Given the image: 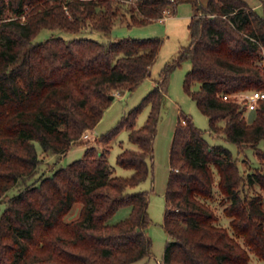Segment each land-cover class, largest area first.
<instances>
[{"label":"trees","instance_id":"1","mask_svg":"<svg viewBox=\"0 0 264 264\" xmlns=\"http://www.w3.org/2000/svg\"><path fill=\"white\" fill-rule=\"evenodd\" d=\"M183 1L194 7L190 42L166 63L142 100L99 137L105 147L81 139L98 124L116 90H134L151 74L162 38L34 41L35 36L45 27L110 32L118 18L129 26L146 24L174 14ZM263 48L264 14L247 0H0V200L6 202L0 264H128L150 254V192L135 187L152 171L170 75L184 60L191 61L184 89L209 117V129L224 133L240 150L254 147L262 165L244 176L232 150L210 143L181 111L165 193L169 239L160 264H256L250 252L264 260L263 196L242 188L245 178L264 190V150L258 148L264 141V99L249 123L245 103L232 96L264 88ZM122 129L136 144L117 155V164L132 170L129 175L116 174L108 159L109 143ZM36 142L57 156L78 142L87 147L82 157L29 183L42 162ZM21 184L23 189L7 194ZM216 191L230 229L205 201ZM78 202L77 216L65 220ZM126 206L129 214L111 221Z\"/></svg>","mask_w":264,"mask_h":264},{"label":"rangeland","instance_id":"2","mask_svg":"<svg viewBox=\"0 0 264 264\" xmlns=\"http://www.w3.org/2000/svg\"><path fill=\"white\" fill-rule=\"evenodd\" d=\"M204 2L206 0H203ZM249 4L255 7L260 13L264 14V0H247ZM194 14V7L191 2H180L177 11L174 14L166 15L165 19H156L146 24L129 26L125 21H121L120 18L116 19L110 32H103L91 27L82 29L79 32L66 31L60 28H43L34 38V41H42L51 36H62L64 38H74L79 36L90 37L101 41H109L122 37H152L158 36L162 38V45L156 57V60L151 66V74L146 77L142 82L131 91L121 92L115 91V98L110 106L105 110L102 118L91 131L86 130L89 136L86 138L85 133L81 139L89 141L90 144L103 148L106 144H103L100 140V136L111 129L121 117L127 113L131 108L137 105L145 94L153 87L155 79L159 78L163 67L171 61L178 54L180 48L183 45H187L190 40L189 22ZM18 17L17 15H10L7 18ZM25 17V14L23 15ZM264 52V48H263ZM191 68V61L184 60L180 66L175 68L170 75L168 96L164 106L161 109L160 120L158 123L157 133L154 140V158L152 161V171L150 175L143 180L135 189H145L150 192V201L148 211L151 217V223L148 226V233L152 237V249L148 256L141 258L140 260L128 263V264H160L163 260L165 251V245L169 239L165 227L163 225L164 213L166 207L165 193L167 190L168 178L171 169L170 152L171 144L178 121V116L181 111L192 116L195 124L204 131V136L212 144H222L230 148L237 157L239 165L242 169L243 175L246 176L247 172L255 171L257 167H261L262 161L256 154V149L252 146H246L240 150L239 146L225 137L224 133H216L209 129V117L201 111L196 101L185 91L184 78L186 72ZM198 88V84L194 86ZM264 89V88H259ZM250 90L238 92L233 94V97L243 101L245 103V95ZM150 111V107H145L137 117V125H142ZM246 119L249 123L255 121V111L246 109ZM136 144L129 140L128 130L122 129L109 143L110 153L108 155L109 162L115 167L116 174L129 175L132 170L122 167L117 164V155L123 149L127 147H135ZM86 143H75L65 154L57 156L55 154H49L43 151L42 145L36 142L37 151L42 158V162L39 165L36 173L27 180L32 183L37 181L44 175L50 174L58 167L66 166L73 160L83 156ZM258 148L264 150V141H262ZM216 180L218 175L216 174ZM217 183V181H216ZM25 187L24 184L11 188L7 194L12 196L19 190ZM217 190V187H215ZM243 190L248 195L261 194L263 196L264 203V190L255 183L250 185L244 178L242 184ZM223 197L218 191L214 199H205V201L215 210L219 215V224L229 227V218L224 214V205L221 204L220 199ZM80 203H76L70 213L65 216V220H70L77 216ZM6 208V202L0 200V218L2 212ZM130 207H122L111 218V221H116L126 217L129 214ZM230 233L233 234L232 230ZM243 243L241 238H238ZM251 262L256 264H264V260H261L253 252H250Z\"/></svg>","mask_w":264,"mask_h":264},{"label":"built area","instance_id":"3","mask_svg":"<svg viewBox=\"0 0 264 264\" xmlns=\"http://www.w3.org/2000/svg\"><path fill=\"white\" fill-rule=\"evenodd\" d=\"M166 16L161 17L160 19H164ZM225 98L228 97V95H224ZM264 99V89H252L245 95V105L246 109L253 110L256 108L258 101ZM87 138L89 136L88 133L84 134Z\"/></svg>","mask_w":264,"mask_h":264},{"label":"water","instance_id":"4","mask_svg":"<svg viewBox=\"0 0 264 264\" xmlns=\"http://www.w3.org/2000/svg\"><path fill=\"white\" fill-rule=\"evenodd\" d=\"M114 96H115V95H114V94H112V95H111V98L113 99V98H114Z\"/></svg>","mask_w":264,"mask_h":264},{"label":"crops","instance_id":"5","mask_svg":"<svg viewBox=\"0 0 264 264\" xmlns=\"http://www.w3.org/2000/svg\"><path fill=\"white\" fill-rule=\"evenodd\" d=\"M160 19V18H159ZM165 19V18H164ZM160 20H162V19H160Z\"/></svg>","mask_w":264,"mask_h":264}]
</instances>
